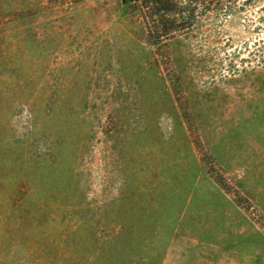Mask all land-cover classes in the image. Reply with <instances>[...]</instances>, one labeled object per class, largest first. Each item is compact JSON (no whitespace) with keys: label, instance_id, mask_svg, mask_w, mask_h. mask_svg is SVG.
Listing matches in <instances>:
<instances>
[{"label":"rangeland","instance_id":"1","mask_svg":"<svg viewBox=\"0 0 264 264\" xmlns=\"http://www.w3.org/2000/svg\"><path fill=\"white\" fill-rule=\"evenodd\" d=\"M0 264H264V0H0Z\"/></svg>","mask_w":264,"mask_h":264}]
</instances>
